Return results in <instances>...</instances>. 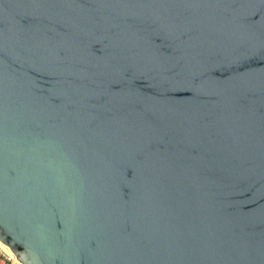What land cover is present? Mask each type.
Segmentation results:
<instances>
[{"label":"water","instance_id":"1","mask_svg":"<svg viewBox=\"0 0 264 264\" xmlns=\"http://www.w3.org/2000/svg\"><path fill=\"white\" fill-rule=\"evenodd\" d=\"M0 243L264 264V0H0Z\"/></svg>","mask_w":264,"mask_h":264},{"label":"built area","instance_id":"2","mask_svg":"<svg viewBox=\"0 0 264 264\" xmlns=\"http://www.w3.org/2000/svg\"><path fill=\"white\" fill-rule=\"evenodd\" d=\"M0 264H20L13 254L6 251L0 243Z\"/></svg>","mask_w":264,"mask_h":264},{"label":"bare ground","instance_id":"3","mask_svg":"<svg viewBox=\"0 0 264 264\" xmlns=\"http://www.w3.org/2000/svg\"><path fill=\"white\" fill-rule=\"evenodd\" d=\"M2 245H3V244H2ZM3 248H4L6 251L10 252L9 249L7 248V246L3 245ZM10 253H11V252H10ZM11 254H12V253H11Z\"/></svg>","mask_w":264,"mask_h":264}]
</instances>
